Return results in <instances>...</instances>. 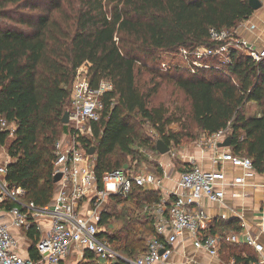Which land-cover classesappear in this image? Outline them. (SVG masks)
I'll list each match as a JSON object with an SVG mask.
<instances>
[{
  "label": "trees",
  "instance_id": "1",
  "mask_svg": "<svg viewBox=\"0 0 264 264\" xmlns=\"http://www.w3.org/2000/svg\"><path fill=\"white\" fill-rule=\"evenodd\" d=\"M68 10L70 17L63 16ZM254 13L249 0H0V118L17 125L8 147L7 180L23 187L26 199L38 206L51 202L56 190L54 145L67 130L62 118L78 70L95 87L104 79L114 85L103 98L100 121L92 124L101 189L105 174L121 167L113 155L133 154L140 140L138 119L149 122L167 145L181 142L179 133L166 131L175 122L168 110L151 105L159 87L155 80L163 77H171L184 92L191 118L203 133L212 135L230 125L232 153L250 157L256 171L264 173V61L257 63L233 51L231 65L222 69L191 73L172 66L171 73L162 70L168 68L159 59L160 54H174L182 47H215L209 37L211 28H235ZM12 20L26 29L3 23ZM146 74L153 87L143 81ZM252 101L258 103L259 112L248 115L245 107ZM7 138L8 133L0 134V144L5 145ZM131 199L136 205L160 200L157 192L140 186H134L127 198L110 200L120 204ZM110 214H103L105 227ZM122 216L118 233L105 236L131 259L147 250L145 239L138 237V225L146 227L149 237L155 228L146 215L144 223L134 215ZM26 233L30 258L37 260L40 233L35 227ZM233 256L238 264L256 258L253 253L246 258L241 252ZM85 257L93 259L90 254Z\"/></svg>",
  "mask_w": 264,
  "mask_h": 264
},
{
  "label": "built area",
  "instance_id": "2",
  "mask_svg": "<svg viewBox=\"0 0 264 264\" xmlns=\"http://www.w3.org/2000/svg\"><path fill=\"white\" fill-rule=\"evenodd\" d=\"M259 1L263 7L264 0ZM246 34L255 35L254 40L246 38ZM209 37L217 46L182 47L172 55L182 57L183 65L163 62L162 66H180L191 73L200 69H222L231 65L233 51L244 53L257 63L264 61V39L248 20L232 29L211 28ZM168 54L164 52L163 56ZM113 89L110 79L102 80L95 87L85 73L78 70L71 87L67 130L55 142L53 150V176L61 173L62 178L56 183L54 196L48 205L40 207L27 200V191L7 180L8 152H4L5 158H0V264H62L72 253L91 264L119 259L126 264H173L171 257L175 244L185 233L189 234L197 249L212 257H220L223 245L230 243L253 249L256 258L247 264H264V222L260 230L253 233L245 227L244 217L238 214L242 224L240 231L212 233L207 227V214L199 207L202 199L225 205L228 182L221 166L226 161L243 169V179L256 172L250 157L223 152L219 147L232 135L230 125L203 139L214 150V169H206L191 160L181 172V190L169 204L165 201L146 204L144 213L155 228V234L148 238L147 250L130 259L114 249L105 236L108 227L101 224L103 214L108 211L109 200L112 196L127 198L134 186H160L162 180L152 172L118 169L106 173L104 188L99 187L95 155L89 154L94 141L92 124L100 121L105 106L103 98ZM16 127V122L0 118V134L8 133V138H13ZM3 147L0 144V148ZM262 208L264 210V197ZM220 216L227 218L225 213ZM32 227L40 233L36 244L37 260L22 253L14 234V231L27 232ZM86 254L92 255L93 259L86 258ZM228 264L238 262L232 258Z\"/></svg>",
  "mask_w": 264,
  "mask_h": 264
},
{
  "label": "crops",
  "instance_id": "3",
  "mask_svg": "<svg viewBox=\"0 0 264 264\" xmlns=\"http://www.w3.org/2000/svg\"><path fill=\"white\" fill-rule=\"evenodd\" d=\"M248 22L255 26L256 32L264 39V11H255L248 19ZM249 35L253 34H246V38L249 37L248 39L253 41L254 37ZM249 105H252L256 111L258 110L257 102H249ZM203 139L205 138H202L198 142V146L195 145L191 149H185V155L182 161L184 163H182L179 169L175 167L174 162L169 158L168 163L162 162L158 169L151 171L162 180V183L160 186L148 184L143 187V189L157 192L160 199L159 201H165L169 204L174 196L180 192L179 181L181 172L185 166L190 164L191 160L206 169H214V150L208 147ZM221 150L223 152H232L231 147L222 148ZM3 155L5 154H2L0 151V158L3 157ZM221 168L228 182L225 187V205L213 203L208 199H202L199 203V207L203 208L207 214L208 230L212 233L240 231L242 229V224L237 217V215L240 214L244 217L245 227L253 233L258 232L264 222V210L262 208V200L264 197V173L256 171L252 177L243 179V169L233 164V162L226 161ZM124 203L125 202H122L118 205L120 206ZM222 213L227 215L226 219L221 218L220 215ZM145 215L147 216L146 213H144V216ZM112 233V230L108 227L107 234L111 235ZM14 234L19 240L22 253L26 256H30L29 251L31 244L27 233L23 231H14ZM234 252L237 254L241 252L244 258H246L249 253L255 254L250 247L225 243L220 257L215 258L206 251L197 249L189 238V234L185 233L175 244L171 261L173 264H228L232 258H236L233 256Z\"/></svg>",
  "mask_w": 264,
  "mask_h": 264
},
{
  "label": "rangeland",
  "instance_id": "4",
  "mask_svg": "<svg viewBox=\"0 0 264 264\" xmlns=\"http://www.w3.org/2000/svg\"><path fill=\"white\" fill-rule=\"evenodd\" d=\"M258 11H264V6L259 9ZM71 11L68 10L66 13L63 14L65 17H70ZM4 24H8L12 29H26L25 27H21L17 25L16 22L12 21H6L3 22ZM6 24V25H7ZM251 37L255 38V35H249ZM249 38V37H248ZM251 40V39H249ZM244 54V53H243ZM159 59L163 62L169 63L170 65L176 64V65H183L182 57L180 56H174L172 54L164 55L162 53L159 55ZM170 68V67H169ZM162 69L165 71H171V73H174L173 69ZM172 68V67H171ZM173 70V71H172ZM144 82H147L149 84V74H146L145 77H142ZM156 83H158L157 92L154 94L153 98L151 99V105L152 106H163L168 110V115L175 120L173 124L167 127V132H174L179 133V137L181 138V142L179 144L172 143L171 146V152L165 155H162L157 150V142L160 140V134L159 132L152 127V125L144 121L143 119H138V129H139V135L140 140L137 142V144L133 147V154L131 155H125L121 152H117L113 155L114 161H119L121 167L120 169H131L132 171H135L137 173L142 172H151L158 169L161 165V163H168L169 158L174 162V165L177 169H179L182 165L183 157L185 155V149H191L195 145L198 146V142L202 138H209L208 134H205L197 127V125L194 123L193 119L191 118V107H190V101L184 94V92L176 86L174 81L171 77H163V78H156ZM148 87H153L152 84H149ZM246 113L249 114H255L259 112L258 110L252 106L249 105V103L245 107ZM14 138V137H13ZM13 138H8L6 140L5 145H3V148H0V151L3 155L1 158H5L6 153L8 152V147L13 140ZM95 148V142H92L91 148ZM90 148V149H91ZM9 155V154H8ZM94 158L96 160V152L94 154ZM123 200V199H122ZM109 204L112 206L109 208ZM146 204L142 205H136L134 199H131L129 202H125L123 205H118V203L114 204L112 200H109L107 210L110 211L111 220L109 223V228L112 230V234L118 233V231L123 226V220L125 219L123 214L126 215H134L133 217H138L137 220L139 222L144 223L146 221L144 217L143 210L145 208ZM141 230L139 231L138 237H142L145 239V245L148 242L149 234L145 231V226H139ZM122 244V243H121ZM123 246V244H122ZM122 248V247H121ZM63 264H84L83 260L80 259V256L76 253L70 254L65 261H63ZM103 264V263H102Z\"/></svg>",
  "mask_w": 264,
  "mask_h": 264
},
{
  "label": "water",
  "instance_id": "5",
  "mask_svg": "<svg viewBox=\"0 0 264 264\" xmlns=\"http://www.w3.org/2000/svg\"><path fill=\"white\" fill-rule=\"evenodd\" d=\"M249 4L254 11H258L262 8V3L259 0H249ZM62 122L67 124L69 122V111H66L63 115ZM157 150L160 154L165 155L171 152V147L167 145L163 140H158L157 142ZM220 148L231 147V137H227L222 143L219 144ZM96 149L92 147L89 149V154L94 155ZM62 178V174L58 173L54 176V182L58 183Z\"/></svg>",
  "mask_w": 264,
  "mask_h": 264
}]
</instances>
